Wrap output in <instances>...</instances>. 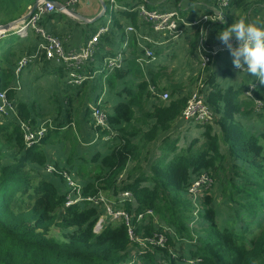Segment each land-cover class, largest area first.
Instances as JSON below:
<instances>
[{
  "label": "trees",
  "instance_id": "1",
  "mask_svg": "<svg viewBox=\"0 0 264 264\" xmlns=\"http://www.w3.org/2000/svg\"><path fill=\"white\" fill-rule=\"evenodd\" d=\"M35 1L0 0V24L12 21L17 14L22 15ZM56 1L62 3L64 0ZM104 2L108 10L109 0ZM115 2L118 8L112 9L110 21L103 24L109 25L108 30L100 36L92 59L84 64L82 72L88 74V78L80 85L66 82L63 63L54 64L39 56L27 66L28 69L31 65L41 67L50 75L56 72L61 84L72 90L66 94L69 101L80 94L83 96L86 82L91 84L93 96L84 104V115L89 114L93 132L106 137L99 141L103 145L112 143L104 151H95L88 166L82 154L78 157L80 162L75 163L77 137L73 133H79L80 129L76 113L71 115L70 110L65 115L67 123L47 126L37 143L25 145L20 123L25 122L35 130L43 116L35 102L16 91L15 67L21 56L36 50L40 36L33 32L27 36L30 48L19 55L18 48H12L11 44L0 51V92L7 96L16 111L0 114V264H124L132 259V264H163L158 261H166V264H255L264 253V129L256 133L251 130L254 122L247 126L244 121L254 120L253 116L257 115L255 119L264 123V84L257 81L252 97H249L244 91L250 81H232L233 84L225 86L214 70L206 73L202 79L204 102L212 110V121L197 123L202 129L200 135L184 146H176L179 137L170 138L167 134L180 117L191 91L182 90L180 82L164 86L161 81L165 75L164 66L157 71L142 66L143 63L137 61L142 50L133 32L126 35L125 27L131 24L135 31L147 32L157 38L159 35L139 17L135 10L138 5L160 11L177 8L181 16L191 20L199 15L213 16L216 2ZM237 13L246 20H252V16L255 17L252 21L264 20V0H228L222 8L223 25L219 20L209 19L186 27L184 34L191 42L188 53L191 54L192 45L199 37L201 24L204 28L209 25V34L215 38L216 32L230 24ZM58 17L63 18V13L47 14L40 25L59 38L57 29L50 24L46 27L50 19ZM73 25L83 42L97 29L87 24ZM125 37L130 49L123 66L105 75L107 87L121 99L111 112L104 106L108 100L99 103L107 114L110 129L101 128L90 115V104L96 103L101 91V88L96 89L98 80L93 73L101 69L104 58L114 56L120 50L119 45ZM197 52L196 60L200 64L199 57L204 52L198 47ZM154 54L156 56L158 52ZM52 65L56 67L52 68ZM221 73L229 74V69L225 68ZM22 74L20 72L18 78ZM90 87L86 88L87 93ZM164 91L168 92V98L162 100L159 94ZM254 99L262 102L259 110L255 109ZM74 122L75 128L71 126ZM71 136L74 139L68 140ZM158 138L162 141L159 144L162 152L154 157L155 152L148 151L152 146L149 142ZM66 140L69 148L65 153L60 148L55 150ZM9 155L6 162H1ZM49 165L51 171L46 170ZM72 169L79 176L78 185L83 195L104 194L114 200L113 207L128 214L134 237L163 234L165 244L150 243L143 249L138 241L130 240L123 218L108 219L98 233L94 232V224L103 212L102 206L85 200L64 206L70 188L63 173L71 174ZM201 172L212 177V185L199 197L198 220H194V205L187 188ZM125 190L131 193L133 201L118 202L119 193ZM225 199L229 202L228 211L224 207ZM147 210L152 214H147ZM139 213L146 214L137 219ZM229 221L234 224L229 225ZM198 223L201 226L195 235L193 232Z\"/></svg>",
  "mask_w": 264,
  "mask_h": 264
},
{
  "label": "built area",
  "instance_id": "2",
  "mask_svg": "<svg viewBox=\"0 0 264 264\" xmlns=\"http://www.w3.org/2000/svg\"><path fill=\"white\" fill-rule=\"evenodd\" d=\"M76 0H64L62 2L63 8L60 12L63 14H68V8L73 9V2ZM216 2V9H214L213 16L208 15H199L197 18H193L188 20L187 18L181 16L179 9L171 8L170 10L160 11L157 9H147L144 4L138 5L135 10L138 12L139 17H141L146 23L150 25L152 31L159 35V37L167 36L169 38H177L184 33V29L188 26H196L203 20H209L217 15L222 14V8L228 4V0H212ZM110 8L117 9L118 4H116L115 0H109ZM31 6H28L27 11L18 18V21L12 25L9 29L4 30L0 29V39L7 36L9 33H13L15 36L19 38H26L31 35L30 33H36L40 36V42L37 45L36 50L30 55H23L17 61L15 67V73L18 74L28 66V64L32 63L37 57L43 56L45 59L54 62V64L65 65L66 69V82L70 85H80L84 80L88 78V74L83 73L84 64L91 60L95 51L96 45L99 41L100 36L108 30L109 25H99L97 29L90 35L89 38L85 40L78 47H73L66 49L62 46V43L58 37H54L49 34L46 29L40 25V21L44 16L50 14L54 10V5L48 0H36V7L33 11L30 12ZM28 13V14H27ZM27 14V15H26ZM110 21V20H109ZM108 21V22H109ZM204 30V26L201 24L199 27V33L201 30ZM126 35L128 32H133L136 35V40H138L140 34L142 32L135 31L131 24H128L125 27ZM144 40H146V45H138L142 50V55L137 59L140 63L151 62L156 59L154 54V49L152 44H157L158 42L150 35L144 33ZM206 46L199 47L198 49L202 50L204 53H201L200 59V68H204L209 64L211 59L215 57L218 53L227 51L226 47L221 44L219 41L216 43H208L205 40L203 41ZM128 46V38L125 37L123 42L121 43L120 50L114 55L104 58L103 65L101 69L97 70L93 73H102L106 74L111 73L115 69H119L124 64V58L126 52L129 50ZM257 85V80L254 82H249L247 89L244 91V95L252 97V92ZM160 98H168V92L164 91L159 94ZM99 102L92 104L90 106V115L91 118L94 119L95 125L101 128L110 129L107 121V114L100 108ZM255 109L259 110L262 106V102L259 99H254ZM15 113V107L12 102L7 98V96L0 92V114L7 115L8 113ZM213 118L212 110L209 106L204 102V91L203 89L199 90L196 88L193 92L190 93L186 104L181 111L179 119L180 122L187 124L196 122V123H207L211 122ZM20 126L24 129V139L25 145L31 146L39 141V139L43 136L45 132V125L39 124V127L35 130H32L27 123H20ZM47 171L52 170V166L49 165L46 168ZM65 180L67 182L70 190L67 192L64 206H69L71 204H76L80 201H87L94 205H99L103 207V216L105 217V221L108 219L114 220L123 218L126 225L128 226V236L131 241H138L139 238L134 237V232L132 227L130 226V217L128 214L122 210L121 208H116L114 206V200L108 198L104 194H98L96 196L93 195H83L80 191L81 188L78 183L75 182L73 184V179L70 174L64 172L63 173ZM212 185V177L206 173L201 172L197 176H195L192 181L189 183L187 188V194L190 199L193 201L194 205V220L197 219V211L199 208V197ZM124 200L133 201L132 195L129 191L125 190L119 193L118 202H122ZM105 208V209H104ZM147 214H152L151 210L146 211ZM146 213H139L137 215V219L143 217ZM103 216L101 215L96 223L94 224L93 230L94 232H98L97 228L103 221ZM192 226V223H189ZM151 244H158L163 246L165 243V237L163 234H156L152 237L145 238ZM193 263V260H189ZM134 259L128 262V264H132Z\"/></svg>",
  "mask_w": 264,
  "mask_h": 264
},
{
  "label": "rangeland",
  "instance_id": "3",
  "mask_svg": "<svg viewBox=\"0 0 264 264\" xmlns=\"http://www.w3.org/2000/svg\"><path fill=\"white\" fill-rule=\"evenodd\" d=\"M87 1H90V0H76L75 2H73V5H72L73 10L75 11V7H76L77 13H87L86 7L89 6ZM96 1L98 2L100 0H96ZM99 5H100V2H99ZM99 5L95 4L96 8H98V10L100 11L101 8L99 7ZM107 6H108V10L105 12V14L102 17L95 20L94 22L87 23V25L91 26L93 28V27H97L99 25H103L104 23H107L108 20L111 19V11H112V8H110L109 5H107ZM20 16L21 15H18V14L15 15L13 20L18 19ZM119 17L120 16L118 15L117 18H119ZM237 17H242V14L237 13L235 16V19ZM68 18L75 19V17H73V15H71V14H67V15L63 14V18L58 17V22L60 23V26H63V22H64L71 29L76 30V28L73 24H71V25L69 24ZM254 19H255V17L252 16V20H254ZM6 22H8V21H6ZM49 24H50V22H48L46 24V27H48ZM61 28H64V29H68V28L67 27H60V29H57L60 32L59 39L62 43V46L64 48H66L65 41L70 39V38L67 35V33L62 31L63 29H61ZM144 33L148 34L147 32L142 31V33L140 34L136 43H137V45L149 46L146 44V40H144V36H145ZM30 34H32V33H30ZM148 35H150V34H148ZM17 37L18 36H15L13 33H9L4 38H1L0 39V51L3 47L8 46L9 44H11L12 48H15V47L18 48L17 49V50H19L18 55L23 53L24 51L28 50L30 47H29V44H27L28 43L27 38L23 39L22 41H18ZM161 37H164V36L161 35L160 38ZM189 39L190 38L187 36V34L183 33L181 36H179L177 38H170V39H167V41L164 40L162 44L156 45L157 48L155 47V50L157 49L158 55L162 58V60L165 61V64L167 63L166 64L167 66H170V67L172 66V69L169 68L168 70H166L165 75L161 78L162 79L161 81L164 84V86L167 85L168 83L180 82V83H182V88H181L182 90H184L185 92H187L188 90L193 92L196 88H198L197 85L199 84V79L201 77H203L206 73L210 72L211 67H209V64H208L207 69H205V67H206L205 66L203 69L201 68L197 73V68H199V64L195 62V60L198 56L197 55V44L201 48L206 46V44L203 41H201V38H197L195 40L194 44L192 45L191 54H189L188 53L189 48H190L188 46V40ZM82 42L83 41H81V43ZM74 46L75 45L70 46L68 48H73ZM119 46L121 47V44ZM25 53H27V52H25ZM102 62H103V60H102ZM55 67L56 66L52 65V68H55ZM40 68L36 67L35 65H31L29 67V69L27 67L22 69L21 72L23 74L27 75V77H31V79L29 81V86H28L24 82L23 78L22 79L18 78V89L20 90V88L22 86V90L24 91L23 96H25L26 99H29L32 102L36 103V106L39 109V112L43 116V121L40 124L41 125L44 124L45 128L51 124H55L56 122L67 123V119L65 118L67 110H70L71 115L76 113L77 119H78V127L80 129V132L76 134L74 131H72V132H74L73 133L74 137H77V147H76L77 153L75 152V157H74L75 163L80 162L79 161L80 158H78V157H80V154H82L81 156H84L87 159L86 166H88L90 164L89 159L94 154L95 151H104L112 143V141H111L108 145L107 144L103 145V143L99 140L102 139L104 141V140H106V137L100 136L99 132H96V133L93 132V130L90 128L91 122L89 119V114H86V116L84 115V111H85L84 104H85L86 100L91 99V97L93 96V92L91 91V87H90L91 84L86 82L85 90H84L85 93L83 94V96H82V94H80L78 98H73L72 100L69 101L66 97V94H68L69 92H72V90H69L66 86H63L61 84L60 78L56 74V72H54V74L50 75V73L43 71ZM235 70H238V69H235ZM98 74L99 73H96V74H94V76L98 80L97 88L102 89V92L100 91L99 94H100V96H103L102 94H104V100H108L110 102V105L108 102L104 106L107 107L106 111L111 112L112 108H113L112 106L115 105L116 101L121 99V96L115 95L113 93L114 90H112L110 88L103 87L102 86L103 85V79L99 78L102 76H99ZM102 75H103V73H102ZM17 77L18 76H16V78ZM233 77H236V75L233 74ZM100 84H102V85H100ZM88 87H90V89H89V92L87 93L86 88H88ZM34 90H35V92H33ZM91 92H92V94H91ZM161 99L165 100L166 98H161ZM98 101H102V98L99 97ZM113 102H115V103L113 104ZM88 107H89V105H88ZM261 112L262 111H260L258 114H260ZM256 116L257 115L253 116L254 120H252V121L254 123L251 124V130H253L256 133H259V130L264 129V123L262 120L255 119ZM23 123H25V122H23ZM188 124L189 125L191 124V126L189 127L191 129L197 123L193 122V121H192V123L188 122L186 124V126ZM67 126H69V125L67 124ZM71 126H73V128H75L76 123L74 122V124ZM197 129H198V126L195 127L194 131H196ZM189 133L190 132H187V135H190ZM71 139H74L73 136H71L70 139H68V140H71ZM191 139H189L187 141V139L184 137V135L183 136L181 135V138L179 139V142L176 143V146L186 145ZM68 140L63 141L59 145H57L55 150L60 148L59 150H61L65 153L69 148V141ZM87 140H91V141H87ZM262 142H264V141H262ZM148 151L151 153L155 152L154 157H158L159 154L162 152L161 150H159V145L156 143H154L151 147H149ZM5 152L8 153L10 151L6 150ZM9 157H10V155L4 156L1 160V162H6L9 159ZM54 158H55V156H54ZM70 176L74 180L73 184H75V182L78 183L79 176L77 175L75 170L72 169ZM217 194H220V193L217 192ZM225 201L228 204L224 203V207L228 211L229 202L226 199L223 200V202H225ZM98 207L102 208L101 206H98ZM100 215L103 216V212ZM261 219L263 220V215H261ZM223 220H225V219L223 218ZM104 221H105V217L103 216V221L101 222V224L97 228L98 232L102 229ZM257 222H259V221H257ZM201 223H198L197 225H195L197 230L195 232H193V234L195 233V235H198V231H199V227L201 226ZM233 224H234V221H229V225H233ZM254 231L256 232L257 229H255ZM138 242H139V245L143 249L147 248L150 245V243L148 241H146L145 238H142V237L138 239ZM156 245H158V244H156ZM159 246H161V245H159ZM141 252L142 251H140V253ZM134 255H132L131 257H133ZM158 262L166 264L165 263L166 261H158ZM124 264H128V263L126 262ZM255 264H264V253L255 262Z\"/></svg>",
  "mask_w": 264,
  "mask_h": 264
},
{
  "label": "crops",
  "instance_id": "4",
  "mask_svg": "<svg viewBox=\"0 0 264 264\" xmlns=\"http://www.w3.org/2000/svg\"><path fill=\"white\" fill-rule=\"evenodd\" d=\"M128 1H130V0H128ZM87 3L89 4V6L88 7H86V9H87V13H78V14H80L81 16H83V17H85L87 20L88 19H90V18H93L94 16H96L97 15V13L99 12V10H98V8H96V6H95V4H98L99 5V1L97 2L96 0H90V1H87ZM99 7L101 8V6L99 5ZM75 11H76V7H75ZM77 12V11H76ZM200 12H198V14H199ZM24 14V13H23ZM22 14V15H23ZM21 15V16H22ZM65 15H67V14H65ZM67 17V16H66ZM73 17H75V19H72V18H68V22H69V24H87V23H89V22H84L83 20H81V19H79V18H77L76 16H73ZM46 22V21H45ZM46 24V23H45ZM63 25H65V23H63ZM50 26L51 27H53V28H55V29H60V27H64V26H60V23L58 22V18H53V19H50ZM209 26V25H208ZM208 26H207V28H204V30L208 33V38L205 40L206 42L208 41V42H211V43H216V42H218V40H215V38H212L211 37V35L209 34V29H208ZM59 27V28H58ZM77 27V26H76ZM81 27V26H80ZM109 27V26H108ZM61 29H63L62 31L63 32H65V33H67V35L69 36V38L70 39H68V40H66L65 42L67 43V47H66V49H69L68 47H70V46H73V45H75L74 47H78L79 45H81L82 43H81V39H80V37L78 36V37H76L77 35H78V30H77V28H76V30L74 31L73 29H70V28H68V29H64V28H61ZM191 31V30H190ZM142 32V31H141ZM77 33V34H76ZM76 35V36H75ZM191 35V34H190ZM150 36H152L151 34H150ZM153 37V36H152ZM199 37H200V33H199ZM198 37V38H199ZM27 38V37H26ZM135 38H136V35H135ZM158 43L157 44H152V45H150V46H152L153 47V49H154V52L155 51H157V49L155 50V47H156V45H159V44H162L163 43V41L164 40H166L167 41V39H170L169 37H167V36H165V37H153ZM23 39H25V38H23ZM64 40V39H63ZM137 41V40H136ZM188 46L190 47L191 46V42H190V39L188 40ZM197 47H198V44H197ZM157 48V47H156ZM158 52V51H157ZM197 55H198V52H197ZM213 63H212V65H211V70H210V72L209 73H211L213 70L216 72V76H217V79L219 80V81H221V82H223V85H227V84H233L232 83V81L233 82H240V81H242V80H248V81H254L255 79L253 78V77H251V76H249L248 74H246V73H244L243 72V70H235L234 69V67L232 66V63H231V57H230V54H229V52H228V50L227 51H223V52H220V53H218L214 58H213ZM195 62L197 63V60H195ZM167 64V63H166ZM165 64V61L164 60H162V58L159 56V55H156V59L155 60H153V61H151V62H147V63H143L142 64V66H144L145 65V67H147V66H149V67H151V70H153V71H157V70H159V69H161L162 68V66H164L163 67V69H164V72H166V70H168L169 68H171L172 69V66L170 67V66H167ZM100 67V66H99ZM98 67V68H99ZM225 68H228L229 69V74H226V75H222V73H221V70H224ZM198 69V68H197ZM199 71V70H198ZM198 71H197V73H198ZM103 73V72H102ZM102 73H100V74H98L99 76L100 75H102ZM196 73V74H197ZM96 74V73H95ZM233 74L234 75H236V77H233ZM16 76H18L19 77V73L18 74H16ZM18 77H17V79H16V91H19L20 92V95L24 98L25 96H23L24 95V91L22 90V86H21V88H20V90L18 89ZM95 77V76H94ZM205 77V75L203 76V77H201L200 79H199V84L197 85V87H198V89L200 90V89H205V84L202 82V79ZM21 79L23 78V80H24V82L29 86V81H30V79H31V77H27V75H25V74H23L22 75V77H20ZM101 79H103V85L102 84H100V85H102L103 87H106V88H108L107 87V85H106V83H105V74L103 73V75H102V77H101ZM39 80V79H38ZM228 81V82H227ZM256 81V80H255ZM97 90L99 91L100 90V88L98 89L97 88ZM33 92H35V90L33 91ZM101 92H102V89H101ZM30 93V92H29ZM103 96H100L99 95V97L100 98H102V101H103V99H104V94H102ZM99 97L97 98V101L96 102H98V99H99ZM102 101H100L99 103H101ZM117 102V101H116ZM115 102H113V104H114ZM113 107V106H112ZM181 121V119H179V117L178 118H176V121H175V123H174V127H172L171 129H170V131L168 132V134H167V136H169L170 138H173V137H176V136H178L179 137V139L181 138V135L183 136L184 135V137L187 139V141L189 140V139H191V138H193V137H198L199 135H200V133H201V131H202V129L200 128V127H198V129L196 130V131H194V129H195V127L196 126H198L197 124L193 127V128H189L190 126H191V124L189 125H187L186 126V124H184V123H182V122H180ZM253 121L251 120V119H247V120H245L244 121V123L247 125V126H249L251 123H252ZM187 132H190L189 134L190 135H187ZM159 138H161V136L159 137ZM154 139V140H152V141H150L149 142V145H153L154 143H156V144H161L162 143V141L160 140V139ZM93 139V138H92ZM91 139V140H92ZM179 139H178V142H179ZM91 140H87V141H91ZM184 146V145H183Z\"/></svg>",
  "mask_w": 264,
  "mask_h": 264
},
{
  "label": "clouds",
  "instance_id": "5",
  "mask_svg": "<svg viewBox=\"0 0 264 264\" xmlns=\"http://www.w3.org/2000/svg\"><path fill=\"white\" fill-rule=\"evenodd\" d=\"M211 20H219L222 25L225 23L222 14ZM200 38L201 41L208 38V33L203 29ZM215 39L228 50L234 69L243 70L264 84V20L258 18L252 21L237 17L220 28Z\"/></svg>",
  "mask_w": 264,
  "mask_h": 264
},
{
  "label": "water",
  "instance_id": "6",
  "mask_svg": "<svg viewBox=\"0 0 264 264\" xmlns=\"http://www.w3.org/2000/svg\"><path fill=\"white\" fill-rule=\"evenodd\" d=\"M48 1H50L54 5V10L51 13L60 12L61 9L63 8V4L60 3V2H58V1H56V0H48ZM99 2H100L101 10L99 11V13L96 16H94L93 18H90L88 20L85 17H83L80 14H78L72 8H68V14H71L73 16H76L77 18L83 20L84 22H89V23L90 22H94L95 20H97L100 17H102L105 14L106 10H107L104 0H100ZM35 7H36V1L32 4L31 9H30V12L33 11ZM17 21H18V19L12 20V21H8V22H5V23H1L0 24V29L7 30L12 25H14Z\"/></svg>",
  "mask_w": 264,
  "mask_h": 264
}]
</instances>
